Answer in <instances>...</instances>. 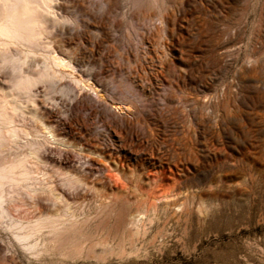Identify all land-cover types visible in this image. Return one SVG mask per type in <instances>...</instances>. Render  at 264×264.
<instances>
[{"label":"bare ground","instance_id":"bare-ground-1","mask_svg":"<svg viewBox=\"0 0 264 264\" xmlns=\"http://www.w3.org/2000/svg\"><path fill=\"white\" fill-rule=\"evenodd\" d=\"M196 4L0 0V264L80 255L87 228L139 230L160 206L188 210L163 183L165 169L148 192L128 173L148 176L147 158L169 161L160 130L179 120L189 131L206 128L210 109L228 98L192 97L189 82L207 85L205 61L234 55L224 45L231 33L206 38L209 21L195 17ZM129 196L147 207L127 218L119 200Z\"/></svg>","mask_w":264,"mask_h":264},{"label":"rangeland","instance_id":"rangeland-1","mask_svg":"<svg viewBox=\"0 0 264 264\" xmlns=\"http://www.w3.org/2000/svg\"><path fill=\"white\" fill-rule=\"evenodd\" d=\"M199 1L195 17L204 12L208 19L206 38L231 33L232 39L224 37V45L234 55L221 65L206 60L207 85L189 82L196 88L192 97L226 91L228 98L221 96L210 109L206 128L189 131L179 120L160 130L162 151L169 161L153 166V160L145 159L149 177L141 170L133 172V166L128 173L133 180L135 174L142 178L148 192L165 169L163 183L176 188L181 203L191 206L179 216L160 206L138 231L127 223L112 231L87 228V236L78 239L80 255L63 257L54 252L32 264H264V61L250 64L264 59V0L248 4L204 0L200 5ZM200 25L197 20L193 27L196 36ZM258 28L260 34L253 36ZM210 49L221 52L211 43ZM177 67L187 69L179 61ZM201 75L199 70L195 73ZM131 156L133 163L139 158ZM119 203L125 217L146 206L134 196Z\"/></svg>","mask_w":264,"mask_h":264}]
</instances>
